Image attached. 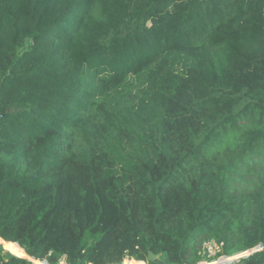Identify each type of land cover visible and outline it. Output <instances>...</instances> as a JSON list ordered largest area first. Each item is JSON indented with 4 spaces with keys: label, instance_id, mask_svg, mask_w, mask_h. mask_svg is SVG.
<instances>
[{
    "label": "trees",
    "instance_id": "trees-1",
    "mask_svg": "<svg viewBox=\"0 0 264 264\" xmlns=\"http://www.w3.org/2000/svg\"><path fill=\"white\" fill-rule=\"evenodd\" d=\"M0 243L264 264V0H0Z\"/></svg>",
    "mask_w": 264,
    "mask_h": 264
},
{
    "label": "rangeland",
    "instance_id": "rangeland-1",
    "mask_svg": "<svg viewBox=\"0 0 264 264\" xmlns=\"http://www.w3.org/2000/svg\"><path fill=\"white\" fill-rule=\"evenodd\" d=\"M1 245L3 246L4 249H6V250L10 251L11 253H13L12 250L8 248L9 244H6V243L3 242ZM203 245H204V247H207L208 255H214L215 252L218 250V246H216L213 242H206V243H204ZM258 248H260V247H258ZM258 248H257V249H258ZM13 254H14V253H13ZM221 258H222V257H219V258H217V259H215V260L209 261L208 263H210V262H215V261H217V260H219V259H221ZM236 259H238V258H234V259L231 260L230 262H225V263H220V262H219V264H229V263H232V261H234V260H236ZM202 262H203V261H202ZM204 262H205V261H204ZM58 263H64V260L61 259ZM139 264H146V263H145V262H139ZM216 264H217V263H216Z\"/></svg>",
    "mask_w": 264,
    "mask_h": 264
},
{
    "label": "water",
    "instance_id": "water-1",
    "mask_svg": "<svg viewBox=\"0 0 264 264\" xmlns=\"http://www.w3.org/2000/svg\"><path fill=\"white\" fill-rule=\"evenodd\" d=\"M2 239V238H1ZM3 240V239H2ZM11 242V241H10ZM14 243V242H13ZM1 244V243H0ZM258 249H260V248H258ZM256 247H254V248H251V249H248V250H246L247 252L246 253H244V254H241V255H238V257L237 258H240V257H242V256H246V255H248V254H250V253H252V252H254V251H256V250H258ZM27 255V257L25 256V257H22V256H19V257H22V258H25V259H27V260H29L32 264H34L33 262H32V260H31V258L32 257H30L28 254H26ZM18 256V255H17ZM156 257V254H154L152 251H148V255H147V260H152V259H154ZM34 259V258H33ZM40 261V260H39ZM210 264H216V263H210Z\"/></svg>",
    "mask_w": 264,
    "mask_h": 264
}]
</instances>
